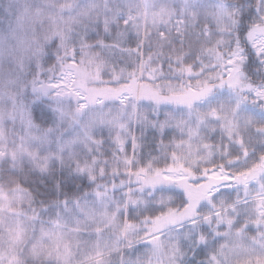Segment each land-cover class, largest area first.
Returning <instances> with one entry per match:
<instances>
[{
  "label": "snow or ice",
  "instance_id": "6c2138e0",
  "mask_svg": "<svg viewBox=\"0 0 264 264\" xmlns=\"http://www.w3.org/2000/svg\"><path fill=\"white\" fill-rule=\"evenodd\" d=\"M0 264H264V0H0Z\"/></svg>",
  "mask_w": 264,
  "mask_h": 264
}]
</instances>
